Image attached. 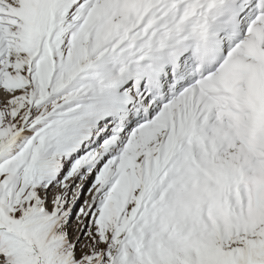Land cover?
Segmentation results:
<instances>
[{
	"label": "snow or ice",
	"instance_id": "snow-or-ice-1",
	"mask_svg": "<svg viewBox=\"0 0 264 264\" xmlns=\"http://www.w3.org/2000/svg\"><path fill=\"white\" fill-rule=\"evenodd\" d=\"M0 264H264V0H0Z\"/></svg>",
	"mask_w": 264,
	"mask_h": 264
}]
</instances>
